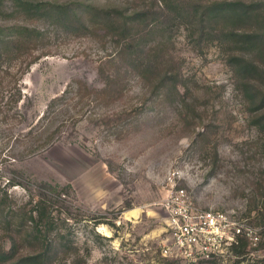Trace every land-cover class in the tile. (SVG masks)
I'll return each mask as SVG.
<instances>
[{"label": "rangeland", "instance_id": "374dc122", "mask_svg": "<svg viewBox=\"0 0 264 264\" xmlns=\"http://www.w3.org/2000/svg\"><path fill=\"white\" fill-rule=\"evenodd\" d=\"M34 1L156 10L154 0ZM154 11L136 29V50L118 62L111 59L117 40L100 25L70 33L49 19L0 13L1 27L44 33L34 64L8 55L0 63V194L28 208L42 194L51 197L49 211L70 218L86 264H186L162 255L169 234L161 203L173 172L200 206L229 212L262 237L264 105L256 109L238 90L218 42H199ZM255 85L264 90L263 81ZM251 248L250 256H264L259 245Z\"/></svg>", "mask_w": 264, "mask_h": 264}, {"label": "trees", "instance_id": "16d2710c", "mask_svg": "<svg viewBox=\"0 0 264 264\" xmlns=\"http://www.w3.org/2000/svg\"><path fill=\"white\" fill-rule=\"evenodd\" d=\"M13 2L9 8L5 0H0V13L33 20L49 19L70 33L87 32L92 24L100 25L101 29L111 32L117 40L118 50L111 56L112 61H119L126 50H136L135 45H132L137 40L136 29L140 24L150 21L154 14L152 7L134 9L129 14L119 6L98 8L94 5L86 6L83 2ZM76 5L84 10L79 12ZM154 7V12L159 13L158 17L167 12L166 16L171 15L167 20L175 19L179 25H184L199 42H218L226 51V61L236 76L238 90L256 105V109H259V104L264 105V90L257 89L255 85L257 81L264 82V0H154ZM158 17H154L153 21ZM43 39V31L36 28L0 26V63L5 55L11 60L32 58L33 50L37 49ZM120 43H123L122 47ZM132 53L137 54V51ZM251 55L254 59L250 58ZM38 59L40 57L32 58L29 64H34ZM146 71L148 76L152 75L155 66L148 62ZM99 72L109 79L104 68L101 67ZM161 86L168 87L166 79ZM175 88L179 93V88ZM255 91L258 93L255 94ZM106 92V89L96 91L103 94ZM59 100L53 99L48 108H55ZM261 124L264 128V121ZM50 192L62 196L58 188L51 187ZM50 198L42 194L30 201V208L27 204L15 207L8 193L0 194V264H86L88 253L85 256L80 254L71 228L68 227L70 218H55L48 208ZM256 220L263 227L257 245L264 249V218ZM252 245L248 238H238V244L233 247L236 256L234 264H242L244 261L247 264H264V256H250ZM206 264L221 263L212 260Z\"/></svg>", "mask_w": 264, "mask_h": 264}, {"label": "built area", "instance_id": "2783aa9c", "mask_svg": "<svg viewBox=\"0 0 264 264\" xmlns=\"http://www.w3.org/2000/svg\"><path fill=\"white\" fill-rule=\"evenodd\" d=\"M178 174L170 175L171 189L161 203L169 234L168 242L162 246L165 258L186 264L212 260L227 264L236 260L233 247L239 237H246L257 246L259 237L244 222H238L229 212L203 208L186 188L178 187Z\"/></svg>", "mask_w": 264, "mask_h": 264}, {"label": "bare ground", "instance_id": "6f19581e", "mask_svg": "<svg viewBox=\"0 0 264 264\" xmlns=\"http://www.w3.org/2000/svg\"><path fill=\"white\" fill-rule=\"evenodd\" d=\"M136 214H137V211L133 210V211L129 212L127 215L134 217V216H136ZM101 230H104V229H101Z\"/></svg>", "mask_w": 264, "mask_h": 264}]
</instances>
